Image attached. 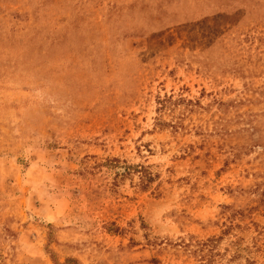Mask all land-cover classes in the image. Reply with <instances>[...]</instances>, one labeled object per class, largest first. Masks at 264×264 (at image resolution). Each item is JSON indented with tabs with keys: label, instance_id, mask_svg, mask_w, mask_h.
I'll return each mask as SVG.
<instances>
[{
	"label": "rangeland",
	"instance_id": "rangeland-1",
	"mask_svg": "<svg viewBox=\"0 0 264 264\" xmlns=\"http://www.w3.org/2000/svg\"><path fill=\"white\" fill-rule=\"evenodd\" d=\"M0 264H264V0H0Z\"/></svg>",
	"mask_w": 264,
	"mask_h": 264
},
{
	"label": "trees",
	"instance_id": "trees-1",
	"mask_svg": "<svg viewBox=\"0 0 264 264\" xmlns=\"http://www.w3.org/2000/svg\"><path fill=\"white\" fill-rule=\"evenodd\" d=\"M141 171H142V174L140 177L139 185H140L141 189H145L149 185V183L152 181V176H151V173L146 171V169H144V168ZM121 174L125 175V174H127V172H124Z\"/></svg>",
	"mask_w": 264,
	"mask_h": 264
}]
</instances>
